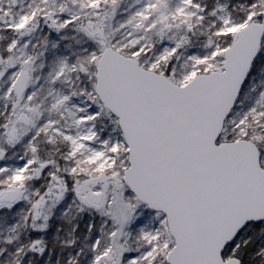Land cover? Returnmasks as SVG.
<instances>
[{
    "label": "snow or ice",
    "instance_id": "6c2138e0",
    "mask_svg": "<svg viewBox=\"0 0 264 264\" xmlns=\"http://www.w3.org/2000/svg\"><path fill=\"white\" fill-rule=\"evenodd\" d=\"M0 264H264V0H0Z\"/></svg>",
    "mask_w": 264,
    "mask_h": 264
}]
</instances>
